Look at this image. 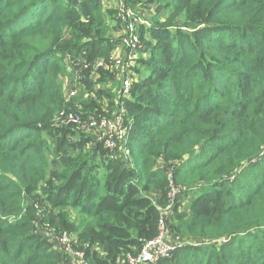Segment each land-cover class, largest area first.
<instances>
[{
  "label": "trees",
  "instance_id": "trees-1",
  "mask_svg": "<svg viewBox=\"0 0 264 264\" xmlns=\"http://www.w3.org/2000/svg\"><path fill=\"white\" fill-rule=\"evenodd\" d=\"M122 2L156 11L140 26L147 57L131 68L129 92L113 96L103 90L110 71L93 61L118 47L108 31L121 8L0 0V264H64L39 227L71 237L87 264H128L159 237L173 187L193 198L188 212L179 199L166 215L180 244L158 264H264V0ZM67 52L97 99L69 112L77 125L60 126L44 104L63 97ZM121 110L128 130L115 151L82 131ZM39 193L45 218L23 210Z\"/></svg>",
  "mask_w": 264,
  "mask_h": 264
},
{
  "label": "rangeland",
  "instance_id": "rangeland-1",
  "mask_svg": "<svg viewBox=\"0 0 264 264\" xmlns=\"http://www.w3.org/2000/svg\"><path fill=\"white\" fill-rule=\"evenodd\" d=\"M105 5H108L111 10H118L119 15H116V17L120 19V21L109 25V31H108V37L112 42H115V40L119 41L118 47L116 46L113 48L112 54L105 58L98 57L95 58L93 61L94 68H97L99 66H102L105 68V70H109L110 74L107 76L108 85L106 87H103L104 92L107 94H111L113 96H116L122 88V82L121 78H124L126 76L132 75L135 76L134 70H130L128 65H130L129 61H133L131 64L132 67L136 66V60L140 57H147L146 54L141 55L140 50L142 43L140 41V34L141 24H147L149 25L151 23V20L155 18V11H156V5L149 6L148 8H137L134 12L129 10V12H125V3L122 2V0H103ZM60 4H63L65 6L66 3L64 1H59ZM124 8V9H122ZM118 14V13H117ZM131 22L134 23V36L131 34V29H129V26L131 25ZM147 35V34H146ZM132 41V42H130ZM140 48V49H139ZM93 49H86L84 48V51L82 56H80L81 62H84L85 59H83L84 55L87 54V52H90ZM104 53L103 51L100 52ZM98 55V54H96ZM63 56H65V60L67 62V71L64 73V80L62 83V89L63 91V97L60 100V103L58 105L53 106H47L46 103L44 104L46 115L49 117V122L53 125L59 124L61 125H70L74 124L77 125V122H73L71 117L69 116V112L72 113L75 112L74 110H81V112H84V109H80V106L90 105L91 101H95L97 99L96 92L94 93H88L89 91L86 89V87L83 86V80L79 77V71L76 70V64L75 57L73 54L70 53H63ZM135 56V58H134ZM79 59V58H77ZM122 60V61H120ZM107 61V62H106ZM120 61V63H119ZM109 62L110 65H107ZM112 63V66H111ZM74 64V65H73ZM114 67V69L112 68ZM131 72V73H130ZM144 74H147V72L144 71ZM195 86H198V84H195ZM203 93V90L197 91L196 95H201ZM44 101H41V104ZM112 109H108V112L110 113ZM64 112L65 116H63L61 113ZM71 115V114H70ZM74 115V114H73ZM108 115V114H107ZM69 116V117H68ZM68 117V121H65L64 118ZM91 121L89 120L87 127L84 128L82 131L87 132L88 136L99 143H104L105 147L107 145V142L110 141L111 143L114 142L113 140L123 139L125 141L126 136L120 134V129L118 126L114 125L110 130H104L99 125H94L91 127ZM92 128V130H89ZM125 137V138H124ZM48 148L47 153L50 154V156H53L56 154V148H55V140L52 138H48ZM79 140L78 137H75V141ZM121 145V144H119ZM107 148V147H106ZM112 151V150H111ZM78 153V152H77ZM76 153V154H77ZM264 154V153H263ZM50 169H49V175L48 180H50V175L53 171H57L55 169L56 163L54 160H51L50 163ZM257 170L254 171L256 173ZM103 170L99 169L97 170V177L103 176ZM60 185V183L58 182ZM44 189V187H42ZM193 195V194H192ZM190 193H188L187 189L181 190L177 195H175L171 203L174 204L176 200H182L184 202V207L181 208V211L188 212L186 209L188 206H190L191 200L193 198ZM172 206V205H171ZM28 209H32L33 212L41 216V218H45V216H42L43 211L49 212L50 206L46 204V201H44L40 193L36 195L34 198H28L25 203H23V210L26 212ZM170 210L166 212L165 214H169ZM39 232L46 238L51 240L57 250H59L64 255V264H87L86 261H81L73 256H71L67 251L65 250V246L61 244V237L57 235V233L49 228H42L39 227ZM163 231L167 233L168 241L178 246L180 242L173 236H171L169 229L166 227L163 228ZM71 238V237H70ZM187 244H197L201 242H191L186 240Z\"/></svg>",
  "mask_w": 264,
  "mask_h": 264
},
{
  "label": "built area",
  "instance_id": "built-area-1",
  "mask_svg": "<svg viewBox=\"0 0 264 264\" xmlns=\"http://www.w3.org/2000/svg\"><path fill=\"white\" fill-rule=\"evenodd\" d=\"M134 27H135L134 23L131 22L129 29H131L130 35L133 34V36H134ZM130 42H132V41H130ZM134 58H135V56H134ZM120 61H122V60H120ZM120 61H119V63H120ZM128 62L130 63V65H128L127 67H129V69L131 70V68H132L131 62H133V61L128 60ZM121 82H122V86H123V93L127 94L131 88L132 75H129V73H128V76L121 78ZM124 113H125V111L121 110V113L116 114L114 123H108L107 121H103L99 126L104 128V130L109 131L110 128H112L114 125H116L119 128H121L120 134L126 136L128 128L124 127ZM61 114L63 116H65L64 112H62ZM69 116L71 117L73 122H78V119L76 116H74L73 114H71ZM90 125L92 127L94 125H97V123L91 121ZM113 141L114 142H112V143L110 141H108L107 145H106L107 149L110 151L112 150V152L116 150L118 143L124 142L123 139H120V138L118 140H113ZM179 192H180V190L178 188L173 187L171 190V193H170V201ZM171 205H172V203L167 208H165L162 212L159 237H157L156 239L146 243L138 255L127 256L126 260H127L128 264H158L162 260L168 259L171 257V255L173 254V252L175 251L177 246L171 244L168 241V239H167L168 235H167V233H165L163 231V228L166 227L165 226V217L167 214H165V213L168 212L169 210L171 211V209H172ZM60 241H61V244L63 246H65V250L67 251V253H69L71 256H73V257H75L81 261H85L84 253L76 251L74 249V247L72 245L71 238L69 236H62Z\"/></svg>",
  "mask_w": 264,
  "mask_h": 264
},
{
  "label": "crops",
  "instance_id": "crops-1",
  "mask_svg": "<svg viewBox=\"0 0 264 264\" xmlns=\"http://www.w3.org/2000/svg\"><path fill=\"white\" fill-rule=\"evenodd\" d=\"M53 243V242H52Z\"/></svg>",
  "mask_w": 264,
  "mask_h": 264
}]
</instances>
